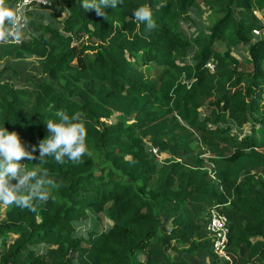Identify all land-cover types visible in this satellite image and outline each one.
<instances>
[{"label": "trees", "instance_id": "16d2710c", "mask_svg": "<svg viewBox=\"0 0 264 264\" xmlns=\"http://www.w3.org/2000/svg\"><path fill=\"white\" fill-rule=\"evenodd\" d=\"M80 3L26 11L18 42L0 24V63L32 56L42 75L0 77V127L31 150L64 111L87 147L79 164L21 161L52 183L30 208L6 204L0 264H194L169 251L200 249L209 264H264V0H123L104 15ZM139 6L154 28L133 18ZM203 6L209 33L186 36ZM210 209L227 218L228 259L212 250ZM87 211L107 227L79 234Z\"/></svg>", "mask_w": 264, "mask_h": 264}, {"label": "clouds", "instance_id": "9594fccd", "mask_svg": "<svg viewBox=\"0 0 264 264\" xmlns=\"http://www.w3.org/2000/svg\"><path fill=\"white\" fill-rule=\"evenodd\" d=\"M123 0H81L80 7L85 10L95 9L98 15H104L105 8L115 9ZM133 18L147 29L155 27L152 11L147 6H139L132 12ZM16 19L10 10H0V24H11ZM0 35H4L0 33ZM58 120H48L45 124L47 135L26 150L15 132L0 127V202L20 208L31 207L33 200L44 201L48 198L46 185L52 181L46 173L33 168L25 171L22 160L45 162L48 158L59 164L65 162L81 163L86 155V130L79 117L69 116L66 112L56 113ZM38 149V156L34 153ZM227 244V243H226Z\"/></svg>", "mask_w": 264, "mask_h": 264}, {"label": "rangeland", "instance_id": "374dc122", "mask_svg": "<svg viewBox=\"0 0 264 264\" xmlns=\"http://www.w3.org/2000/svg\"><path fill=\"white\" fill-rule=\"evenodd\" d=\"M33 11H37L34 14L35 17H38L40 15L39 11L41 10H33ZM197 16L203 22V26H201L200 28H196L195 26L190 24L182 25L181 29L182 31H184L186 36H190V35L193 36L199 30H205V33H209L208 28L205 26H207L210 23V21L213 19L214 17L213 12L208 7L203 6L199 14H197ZM25 18H26V14H25ZM41 76L42 75L40 72V67L37 62V59L32 56L24 59L8 58L2 63H0V77L13 80L17 84L23 83L25 81V78L39 79ZM107 120L112 121V118H109ZM164 155H165L164 152L161 153V156ZM101 164H102L101 160L96 159L95 162L96 171L100 170ZM5 207L6 204L0 202V219H4ZM160 219H161L159 225L160 231H166L170 229L171 227L170 218L165 213L163 212L160 213ZM107 224L108 221H106L105 218L100 219L98 218V215L93 211H87L84 218L79 222V224H76V226H77V232L79 234L84 235L85 232L89 229H96V230L105 229L107 227ZM169 255L172 259L183 258L194 264H209L211 261L210 256H208V254L203 250H197L192 254L187 252L179 253L174 250H170Z\"/></svg>", "mask_w": 264, "mask_h": 264}, {"label": "built area", "instance_id": "2783aa9c", "mask_svg": "<svg viewBox=\"0 0 264 264\" xmlns=\"http://www.w3.org/2000/svg\"><path fill=\"white\" fill-rule=\"evenodd\" d=\"M50 5L51 0H16L13 8V13L16 19L8 26V40L13 42L19 41L15 35L18 30L25 28L26 26V11L37 8H48ZM207 65L210 69L213 68V64L207 63ZM152 151L156 153L155 148H153ZM206 230L211 238L213 252L221 258L228 259V256L225 254L228 234L226 216L214 209H210L209 216L207 217Z\"/></svg>", "mask_w": 264, "mask_h": 264}, {"label": "crops", "instance_id": "0c3cea01", "mask_svg": "<svg viewBox=\"0 0 264 264\" xmlns=\"http://www.w3.org/2000/svg\"><path fill=\"white\" fill-rule=\"evenodd\" d=\"M201 250V249H200Z\"/></svg>", "mask_w": 264, "mask_h": 264}]
</instances>
